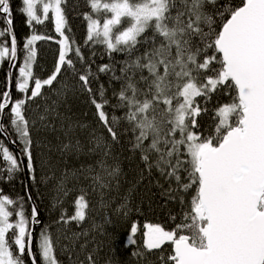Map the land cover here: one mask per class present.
<instances>
[{
	"label": "snow or ice",
	"instance_id": "1",
	"mask_svg": "<svg viewBox=\"0 0 264 264\" xmlns=\"http://www.w3.org/2000/svg\"><path fill=\"white\" fill-rule=\"evenodd\" d=\"M66 2L21 0L20 12L30 35L20 46L22 66L15 85L19 95L13 101L10 90L0 93V117L7 120H0V136H11L19 147L17 153L0 144V168L7 178L11 180L26 168L35 181L33 125L26 115L27 105L42 97L43 89L51 88L62 70H73L108 133V137L90 134L88 152L99 159L77 170L91 179L93 192L103 197L105 190L119 187L122 173L111 145L119 142L120 121L129 125L121 131L134 134L131 150L140 152L146 171L155 169L169 183V194L186 193L195 186L184 222L175 230L145 226V249L151 252L171 244L167 257L171 264H264V0H240L227 8L217 0H86L90 10L81 14L86 43L102 45L110 59L114 53L126 57L120 76L115 75L114 62L98 67L99 73L111 74L121 82L113 108L125 111L111 118L105 111L109 101L103 85L99 99L91 95V65L76 69L84 56L69 35ZM0 15L8 26L0 37L7 35L10 41V46L0 41V63L8 60L16 67L18 42L11 27L10 0H0ZM46 22L54 27L59 50L54 70L40 79L34 75L37 42L54 39L37 29ZM149 29L151 35L145 37ZM138 45L144 46L142 52ZM140 83L144 87H138ZM214 93H228L232 99L215 110L214 134L205 135L199 131L197 118L208 109L197 98L203 97L206 104ZM45 111L54 113L55 109ZM72 130L70 125L67 131ZM63 148L82 151L79 140ZM68 178L65 173L58 185L65 195ZM123 199L117 211L123 209L126 214L128 200ZM88 209L86 193L81 192L74 200V213H62L58 223L82 224ZM40 224L34 202L29 206L24 197L13 198L0 188V264H26V255L30 264H63L51 233L37 232L35 226ZM136 233L134 224L128 237L133 244ZM64 238L69 241L64 251L70 260L78 237L65 232ZM160 259L165 260L164 256ZM86 260L95 264L92 254Z\"/></svg>",
	"mask_w": 264,
	"mask_h": 264
},
{
	"label": "trees",
	"instance_id": "2",
	"mask_svg": "<svg viewBox=\"0 0 264 264\" xmlns=\"http://www.w3.org/2000/svg\"><path fill=\"white\" fill-rule=\"evenodd\" d=\"M217 3L227 8L239 4L240 0H217ZM10 4L12 29L18 42V61L11 78V96L14 101L19 95L15 85L18 80V68L22 66L23 51L20 46L23 40L30 35V30L25 24L26 18L20 12L21 0H10ZM63 7L71 28L70 38L76 46L81 48L84 56V61L76 64L77 71L87 68L90 64L93 73L90 77L93 89L91 95H97L100 85H103L104 97L109 101L105 111L109 113L110 118L113 115L122 116L124 109L113 108L117 104L115 94L120 91L121 82L112 79L111 74L99 73L98 67L114 62L115 75L120 76V67L126 57L122 53H114L110 59L102 45L86 43V22L83 21L81 15L90 10L86 6V0H67ZM216 19L219 21L220 17L217 16ZM7 27L6 20L0 15V31L6 30ZM37 29L43 34L54 37L53 40L40 41L36 45L37 59L34 65V75L45 79L54 70L58 59L59 45L55 43L58 37L52 23L46 22L43 26H37ZM150 35L151 29L144 34L145 37ZM0 41L7 42L10 46L7 35L0 37ZM138 47L141 52L144 50L143 45H138ZM8 67V60L0 63V93L9 89ZM96 76L98 79L93 78ZM138 78L137 75L136 79ZM80 83L73 70L67 73L62 70L51 88L45 87L43 96L37 97L35 101L27 105L26 115L30 124L33 125L31 138L36 166L35 181L31 179V174L27 169L26 172L28 188L42 221L37 232L47 230L51 233L56 242L57 256L63 264H79L80 261L88 264L86 257L89 254H92L95 264H165L167 257L172 253L173 246L165 244L162 249L147 251L144 247L145 226L147 224L161 225L166 230H175L176 225L184 222V213L189 210L195 186L186 193L172 192L169 194L167 191L169 183L155 169L151 173L146 171L140 152L131 150L134 134L131 131H121L129 128V125L120 121L117 125L119 142L111 145L112 155L115 162L119 163L122 173L119 178V187L111 191L105 190L106 194L103 197L98 192H93L90 187L91 179L79 175L77 170L82 166L94 164L99 159V155L88 152V149L92 147L89 143L90 134L95 133L96 136L108 137V133L98 121L90 94L80 88ZM138 87H144L143 83L138 84ZM97 98L99 99L98 95ZM231 99L232 96L228 93H214L205 104L204 98L198 97L197 102L201 104V107L206 106L208 109L206 113H202L197 118L200 125L199 131L205 135L214 134V126L217 122L214 119L215 110L222 104L230 102ZM51 108L55 109L54 113L45 111ZM42 115L46 116L44 120L40 119ZM4 121L7 122L6 118ZM70 125L73 130L68 132ZM77 140L82 145V151L64 150V144L69 141L74 144ZM0 144H5L14 151L4 136H0ZM113 162L109 160L110 164ZM65 173L69 176L66 181V187L69 190L67 195L58 191V185ZM73 174H76L77 178H73ZM173 187H175L174 184ZM0 188L13 198L24 197L30 206L24 171L16 173L9 180L3 168H0ZM81 192L86 193V199L89 202L87 219L82 224L58 223L62 213L67 216L74 213V200ZM125 197L128 200L126 214L123 209L117 211V207L124 202ZM134 224L137 226V233L133 237L135 240L133 244L128 237L131 235V227ZM65 232L69 236L75 233L78 237L73 245L75 252L71 254L70 260L64 251V246L69 243L64 238ZM81 244H86V247L82 249ZM34 249L36 251V243ZM161 256H164V261L160 259ZM25 261L26 264H30L27 255ZM167 264L171 262L167 261Z\"/></svg>",
	"mask_w": 264,
	"mask_h": 264
},
{
	"label": "water",
	"instance_id": "3",
	"mask_svg": "<svg viewBox=\"0 0 264 264\" xmlns=\"http://www.w3.org/2000/svg\"><path fill=\"white\" fill-rule=\"evenodd\" d=\"M12 27V26H11ZM18 61V60H17ZM16 66H17V62H16ZM9 70H8V76H9V89L8 90H10V92H12V84H11V78H12V75H13V72H14V69L16 68V67H13V65H12V63L9 61ZM6 112H7V109H6ZM5 119V117H0V120H4ZM4 137L7 139V142H8V144L12 147V149L15 151V152H17V153H19V147H18V145H14L13 143H12V138H11V136H6V135H4ZM22 160H24L25 158L21 155V157H20ZM24 171V173H25V176H26V181H27V195H31V193H30V191H29V188H28V178H27V172H26V168L23 170ZM31 198H32V200L30 201V203H35V201H34V199H33V197H32V195H31ZM35 206L37 207V205H36V203H35ZM38 209V208H37ZM40 225H37V226H35L36 227V229L39 227ZM34 244H35V241H34ZM33 250H34V252H35V249H34V245H33ZM29 262H30V260H29Z\"/></svg>",
	"mask_w": 264,
	"mask_h": 264
},
{
	"label": "rangeland",
	"instance_id": "4",
	"mask_svg": "<svg viewBox=\"0 0 264 264\" xmlns=\"http://www.w3.org/2000/svg\"><path fill=\"white\" fill-rule=\"evenodd\" d=\"M39 7V6H38ZM51 15V14H50Z\"/></svg>",
	"mask_w": 264,
	"mask_h": 264
}]
</instances>
